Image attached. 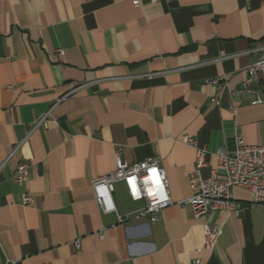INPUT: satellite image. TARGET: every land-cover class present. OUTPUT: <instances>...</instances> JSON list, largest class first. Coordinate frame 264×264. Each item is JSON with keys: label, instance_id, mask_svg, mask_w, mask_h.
Listing matches in <instances>:
<instances>
[{"label": "crops", "instance_id": "1", "mask_svg": "<svg viewBox=\"0 0 264 264\" xmlns=\"http://www.w3.org/2000/svg\"><path fill=\"white\" fill-rule=\"evenodd\" d=\"M263 44L264 0H0V264H264L249 191L212 215V249L184 202L196 148L206 177L235 135L264 145V92L244 83ZM147 157L171 202L135 218L145 201L117 181L103 211L92 180Z\"/></svg>", "mask_w": 264, "mask_h": 264}, {"label": "built area", "instance_id": "2", "mask_svg": "<svg viewBox=\"0 0 264 264\" xmlns=\"http://www.w3.org/2000/svg\"><path fill=\"white\" fill-rule=\"evenodd\" d=\"M132 3L138 5L139 0H132ZM254 49L259 51V57L247 67L244 83L252 93H256L258 85L262 86L264 92V44ZM263 102L264 99L258 95L250 101L251 104ZM184 140L191 145L195 144L191 137H185ZM233 140V151L216 150L217 164L206 177L202 176L200 169L205 164L207 149L196 148L194 166L188 173L190 195L184 202L191 206L193 216L202 220L205 249L214 248L222 233L221 226L212 222V215L219 210L235 208L232 188L249 191L252 194L251 204L264 205V145L246 144L240 135H235ZM17 148L18 145L14 150ZM27 168L28 163L25 161L16 165L12 175L16 183L26 181ZM117 181L124 182L132 200L145 201V206L135 218L148 217L153 222L157 219V213L171 202L165 170L154 157L129 164L117 159L113 171L92 180L94 198L105 212L115 210L112 193ZM21 200L23 204H28L31 197L23 192ZM75 245L78 246V242Z\"/></svg>", "mask_w": 264, "mask_h": 264}, {"label": "water", "instance_id": "3", "mask_svg": "<svg viewBox=\"0 0 264 264\" xmlns=\"http://www.w3.org/2000/svg\"><path fill=\"white\" fill-rule=\"evenodd\" d=\"M227 145H228V150L229 151H233L234 150V140L233 139H230Z\"/></svg>", "mask_w": 264, "mask_h": 264}]
</instances>
